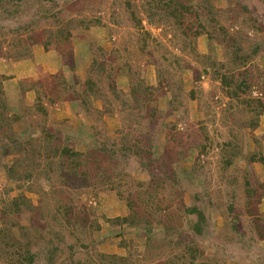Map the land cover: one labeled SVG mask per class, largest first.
Segmentation results:
<instances>
[{
	"label": "rangeland",
	"instance_id": "1",
	"mask_svg": "<svg viewBox=\"0 0 264 264\" xmlns=\"http://www.w3.org/2000/svg\"><path fill=\"white\" fill-rule=\"evenodd\" d=\"M220 27L264 103V0H0V230L24 264H264V195L248 214L239 189L256 152L264 192V115L229 104Z\"/></svg>",
	"mask_w": 264,
	"mask_h": 264
},
{
	"label": "trees",
	"instance_id": "2",
	"mask_svg": "<svg viewBox=\"0 0 264 264\" xmlns=\"http://www.w3.org/2000/svg\"><path fill=\"white\" fill-rule=\"evenodd\" d=\"M182 9L185 10L186 7L183 6ZM129 13L130 15H133L134 11L131 10ZM132 19H133V22H135V24L140 25L139 19H136L135 17H132ZM218 30H219V34H222V42L227 43V47H228L227 56H228V60L230 59V66L228 65L227 61L226 62L223 61V63L219 64V69L223 71L219 72L217 68L215 67L216 68L215 74L218 76L220 84H223L225 87L228 99L230 100L229 104L233 100H240V102H245V105L247 106L248 110L251 113H253V115L255 116L254 117L255 120L251 123V126L254 127L257 125L256 122L258 121L257 119L258 116L262 114L264 115V103L262 104L255 103L262 99L260 100L250 99L251 97H250L249 92H250V89L254 86L253 84H255V82L253 81L251 76H248L249 75L248 70L241 72L238 70V68L235 69V67L241 66L244 68L246 65H248L250 59L255 54V50L253 51V53H250V54L238 55L237 50L239 49V47L235 48L234 46V41H235L234 36H228L227 33L221 27ZM229 46L232 48V51L230 50ZM212 65L217 66V64L215 65V63H212ZM227 66H229L230 68H228ZM241 95L243 96V99H241ZM229 107L230 106L228 105V108ZM172 114H173V111L171 110L167 113V115H172ZM204 139L206 140L207 136H205ZM206 146H207V141H205L203 144H200L199 145V148H201L200 152H202L204 148H206ZM236 152L237 153L235 152L229 153L228 157L222 160V163L224 164L223 167L225 166L227 167L230 164H232L234 162V158L237 159L239 158L238 156H242L240 155L241 152H238V151ZM61 153L66 158V160L70 162L78 161V158L81 157L79 153L75 151H71L68 148L63 149ZM256 155H257L256 152H252V153H247V155L242 156L245 158V166L243 170L241 171L242 184L239 187V189H241L242 192H244L246 196V200L244 202H246L245 205H246V210L248 214L253 213L252 209L249 208L248 206L250 204H256L257 205L256 207H258V204L260 202V197L264 195V192L262 193L259 190V188H254L256 186L255 178H254L255 174H253L250 169L253 163H257V162L260 163L261 159H258ZM114 175L117 178H120L123 174H119V171H117ZM258 186L261 188H264V186L262 185H258ZM233 195L235 196L234 193ZM13 205H14V202H13ZM212 205H214V203H212ZM216 206H217L216 208H218V203L216 204ZM128 207L131 212L130 215H128L127 217H123L122 219L120 217L116 218L115 219L116 221H119V222L123 221L126 223L131 221L132 212L134 211L133 209L134 207L131 203L128 205ZM234 208H236V206L233 202H231L227 204L224 207V209H218V211L220 215H223L224 218H227L228 216L231 215ZM185 211H186V214L195 215L199 221L204 220L203 212L197 207L187 208L185 209ZM198 223L199 222L196 221V223L193 225L194 226L193 229L195 231V234L197 235H199L201 231L200 225ZM227 223L230 226V230H232V232H235L237 229V223L234 222V219L230 218V220H227ZM255 226H256V234H257L255 237V242L256 243L264 242V220L263 219L259 220ZM10 230L11 229H9L7 233L5 232L6 230L5 231L2 229L0 230V243L3 244V246L0 248V260L4 261L7 264H24L25 262H30L32 259V254L30 253V249H29L30 246L28 245V242H25L24 244L18 243L17 245V242H16L17 240L8 236V233L10 232ZM196 247L197 245H188L187 249L189 250L190 253H192L193 250L197 249ZM193 253H195V251ZM199 264H203V263H199Z\"/></svg>",
	"mask_w": 264,
	"mask_h": 264
}]
</instances>
